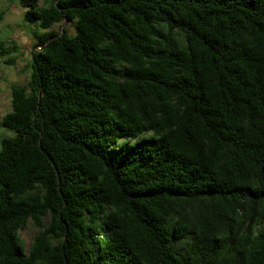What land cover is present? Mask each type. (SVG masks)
Returning a JSON list of instances; mask_svg holds the SVG:
<instances>
[{
    "label": "trees",
    "instance_id": "16d2710c",
    "mask_svg": "<svg viewBox=\"0 0 264 264\" xmlns=\"http://www.w3.org/2000/svg\"><path fill=\"white\" fill-rule=\"evenodd\" d=\"M15 1L0 264H264V0Z\"/></svg>",
    "mask_w": 264,
    "mask_h": 264
},
{
    "label": "rangeland",
    "instance_id": "374dc122",
    "mask_svg": "<svg viewBox=\"0 0 264 264\" xmlns=\"http://www.w3.org/2000/svg\"><path fill=\"white\" fill-rule=\"evenodd\" d=\"M41 3L42 0H38V4ZM23 11L24 9L15 0H0V12L2 13L0 38L15 39L19 46V50L13 54L15 60L12 65L0 61V118L10 109L11 86L26 83L29 75L31 53L40 48V46H33L35 38L32 32L38 31V28L23 21ZM44 31L53 34L61 32L72 34L73 27L71 23L62 20ZM8 134L10 133L0 126V137ZM34 232L35 228L29 225L20 232V235L28 243Z\"/></svg>",
    "mask_w": 264,
    "mask_h": 264
}]
</instances>
